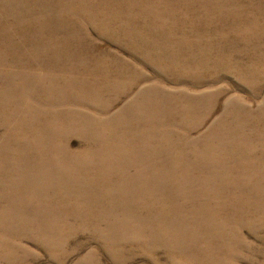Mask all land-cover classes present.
Segmentation results:
<instances>
[{
	"label": "rangeland",
	"instance_id": "obj_1",
	"mask_svg": "<svg viewBox=\"0 0 264 264\" xmlns=\"http://www.w3.org/2000/svg\"><path fill=\"white\" fill-rule=\"evenodd\" d=\"M127 1L137 4H125L132 7L123 16L86 0H0V127L13 130L0 139V213L21 218L38 205L10 183L32 172L34 183L88 187L101 175L107 198L123 208L130 194L154 200L159 185L131 164L169 157L194 166L177 185L193 196L209 191L194 205L209 201L218 219L201 207L176 214L142 205L136 211L147 226L115 230L111 248L80 234L83 249H64V264H264V0H170L172 14L158 23L139 7L163 0ZM150 30L180 44L151 46ZM153 105L169 111L162 122ZM102 116L111 122L104 126ZM53 151L68 154L65 169L39 164ZM10 232L0 223L19 256L28 248L38 264H60ZM129 242L166 255L152 259ZM12 257L0 250V264Z\"/></svg>",
	"mask_w": 264,
	"mask_h": 264
},
{
	"label": "bare ground",
	"instance_id": "obj_2",
	"mask_svg": "<svg viewBox=\"0 0 264 264\" xmlns=\"http://www.w3.org/2000/svg\"><path fill=\"white\" fill-rule=\"evenodd\" d=\"M86 1L96 3L103 7L105 14L112 15L115 13L116 15L123 16H127L131 13L132 6L129 9L124 8L125 4H133V6L137 4V1L132 3L131 1L124 2V0H110L108 2L105 0ZM163 1L164 4L159 5L141 3L142 6L139 7V11L147 14L151 21L158 23V21H156L157 19L166 18L173 12L171 1ZM167 2L170 3L169 7L168 4H165ZM153 8L159 10L162 15L159 16V14L155 13ZM147 37L149 39L148 44L151 46L157 45L158 47H162V45H165L167 49H171L180 44V42L176 41L171 35L168 36L163 32H154L150 30V34ZM142 100L143 98H137L135 101ZM65 103L77 109L86 108V106L78 104L74 99H69ZM153 107L155 108L153 118L156 119L157 122H162V114L169 111L161 110V107L157 105H153ZM110 122L111 121L105 116L101 117V123L104 126ZM150 131V135L157 138L169 137L161 132L154 133L152 130ZM12 133V129L0 127V139L8 138ZM91 147L92 144L87 142L81 144V149L84 150H90ZM67 155L68 154L62 151L49 152L40 159L39 164L42 166L56 165L64 168L61 161L64 160ZM131 165L136 169L137 173L149 177L159 185L158 195L154 200L137 194H130L127 202L128 206L127 208H123L107 198L106 190L104 186H102L104 179L101 175L98 179V182L101 183L100 185L88 187L80 181H43L34 183L32 180L35 179V173L32 172L29 174L28 178L10 180V183L16 187L24 188L28 194L34 196L38 200V205L34 208H26V215L21 218L0 213V223L5 227H11V232L9 234L12 240H17V243L20 244L30 241L37 248L41 249L50 260L64 264L67 259L64 249L71 250L73 246H75L77 251L83 249V245L78 244V238H83L82 236L79 237L80 234L87 233L89 235V241L92 242L98 240L105 242L106 240L108 247L111 248L113 245L110 244V241L114 240L115 230L117 231L120 228L134 230L137 228L138 224L147 226V223L143 222L136 211L137 208L142 205L161 206L170 209L176 214L179 212H189L201 207V209H205L206 217L218 219L219 212L211 208L213 205L209 201L207 203H202L200 206L194 205L197 198H209L211 195L209 191L193 196L190 192L182 191L179 185H177L182 175L188 174L194 169L193 165L181 164L175 166L169 157H157L154 160H149L144 155ZM202 167L206 168L205 165ZM118 177L122 178L124 176ZM73 191L76 192V196L73 195ZM35 209L46 210L51 216L43 219L37 215ZM129 243L134 246L133 249L147 253L152 259L156 258V254L159 251H163L165 253L164 255H166L163 249L148 248L139 242ZM125 248L126 249L122 250L117 247V250L126 255V251L129 248ZM101 249L104 250V248ZM0 250H7L13 253V262L10 264H18L23 259L28 260L29 264H38L40 261V255L28 248L19 256L17 254V245H11L7 236L0 237ZM93 253L94 252L91 251L88 254L95 257ZM113 259L126 260V257H114Z\"/></svg>",
	"mask_w": 264,
	"mask_h": 264
}]
</instances>
